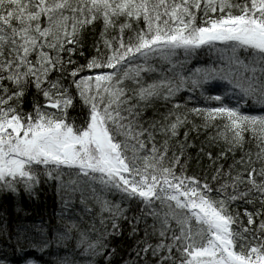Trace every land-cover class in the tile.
<instances>
[{
  "label": "snow or ice",
  "instance_id": "snow-or-ice-1",
  "mask_svg": "<svg viewBox=\"0 0 264 264\" xmlns=\"http://www.w3.org/2000/svg\"><path fill=\"white\" fill-rule=\"evenodd\" d=\"M42 177L55 223L18 222ZM4 236L83 257L53 264H264V0H0Z\"/></svg>",
  "mask_w": 264,
  "mask_h": 264
},
{
  "label": "trees",
  "instance_id": "trees-1",
  "mask_svg": "<svg viewBox=\"0 0 264 264\" xmlns=\"http://www.w3.org/2000/svg\"><path fill=\"white\" fill-rule=\"evenodd\" d=\"M96 35H99L97 31ZM93 41V37L90 35L88 37V43L91 44ZM223 48V45H220L217 42V48L213 49L210 46H203L201 49L197 50L194 55H191L187 58L185 69H195L197 67H208L212 65H218L220 63V52L218 49ZM94 54V50L91 48L86 49V55ZM178 59L183 61L185 57L183 52H181L178 56ZM80 62L84 63L85 61L83 58H80ZM217 86H219L220 82H216ZM182 96L187 98L188 96L193 97V101L189 104L190 107L197 106L196 104V97L198 93H189L187 91L182 93ZM31 95L28 97L29 104L31 103ZM244 110L249 114L259 115L262 114L260 112L261 105L254 104L252 101H248L247 104L244 106ZM71 116L77 117V123H79V118L82 116V113L79 108L72 111L70 113ZM152 112L149 111L148 116H151ZM183 137V131H181V138ZM205 137L202 135L199 140L197 141V147H199L200 141L204 140ZM195 155V152L192 153ZM207 163V162H206ZM193 171H199L197 166H193ZM191 175L192 173L189 172ZM68 175H65L64 179L67 181L70 179ZM79 194H77L78 197ZM111 199V197H109ZM16 202L21 203L22 207L24 208V214H22V218L20 223H23L28 226H40L42 223L47 226L49 223V218L53 217L52 223H55L54 213H59L62 204L57 196L55 182L51 180L45 181L42 177V183L37 188V195L29 198L27 195H24L21 201L20 197L15 198ZM69 209L73 213H79L80 205L78 199H74L69 204ZM129 216L133 215V212L128 213ZM15 222L13 221V224ZM33 232H35V228H33ZM74 244L75 242H71ZM116 244H119L121 248L126 247L127 241H116ZM15 244V238H8L6 236L0 237V264H24V260L26 258H31L37 261V264H53V262L58 259L59 257L67 256L68 258H72L75 256L77 261L83 260L78 253L79 250H73L70 247H63L57 246L53 244L50 248L46 249L45 251L41 252L38 249H34L31 246L25 244L22 249H17ZM118 261V258H117Z\"/></svg>",
  "mask_w": 264,
  "mask_h": 264
}]
</instances>
